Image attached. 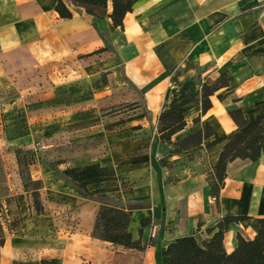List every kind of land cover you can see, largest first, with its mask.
<instances>
[{"label": "crops", "instance_id": "0c3cea01", "mask_svg": "<svg viewBox=\"0 0 264 264\" xmlns=\"http://www.w3.org/2000/svg\"><path fill=\"white\" fill-rule=\"evenodd\" d=\"M57 1L0 0V110L16 106L34 111L40 102L55 99L53 87L59 82L67 85L91 77L98 81L103 73L105 83L90 97L81 95L64 107L87 126L89 111L98 114L109 106L131 104L125 112L89 124L99 127L109 121L119 132L114 142L120 146L108 150L107 156H102L103 149L82 150L78 159L89 161L68 167L99 163L114 168L118 180L121 176L128 184L125 190L116 181L115 200L125 207L137 204L128 231L140 241V248L93 237L99 202L49 169L44 174L39 171L37 178L44 180L40 197L47 192L53 196L48 211L57 230L48 247L57 255L52 254L51 260L167 264L170 257L163 251L171 241L192 234L201 243L212 234L207 229L226 215L250 217L228 224L222 239L226 252L235 248L237 235L252 239L259 228L255 218H264V154L256 161H229L217 197L207 176L227 138L212 141L237 130L229 110L240 108L244 118L251 120L264 107V0H132L122 27L114 26L108 16L111 0L103 17L64 0L72 10L69 18L59 16ZM221 74L228 84L210 95L211 107L202 112L198 102L189 108L184 127L170 141H161L159 114L184 92L200 98L201 84ZM60 105L55 102L52 108ZM205 125L212 128V135L188 149L172 151L173 142ZM87 132L81 133L79 141L96 139ZM132 153H146L148 160L118 165ZM4 248L5 242L0 245V264H10L12 247L8 253Z\"/></svg>", "mask_w": 264, "mask_h": 264}, {"label": "trees", "instance_id": "16d2710c", "mask_svg": "<svg viewBox=\"0 0 264 264\" xmlns=\"http://www.w3.org/2000/svg\"><path fill=\"white\" fill-rule=\"evenodd\" d=\"M75 6H79L92 16L103 17L107 15L106 7L108 0H70ZM112 11L108 16L114 26L122 27L125 13L131 10L132 0H111ZM55 10L60 17L69 18L72 10L64 0H58ZM228 80L224 74L219 75L215 80H206L201 84L200 98L191 96L184 92L172 105L163 110L157 121V132L161 141H170L172 134L182 129L185 125L184 113L200 102L201 111L205 112L212 105L210 95L220 87L226 86ZM260 102H257L259 104ZM229 115L237 125V130L229 136L216 137L212 143L227 138V142L219 154L218 160L212 167L209 177V185L212 195H218L223 186L226 164L235 158H248L256 161L264 154V107H262L251 120L244 118L240 108L229 110ZM213 134L209 125L200 128L172 143L173 152L188 149L199 144L203 138ZM20 150L16 151L18 163ZM146 153L132 155L122 163L135 164L146 162ZM23 188L31 192V197L36 213H42V204L39 190L42 187L39 179H32L25 170L19 171ZM61 175L72 185L80 190L84 196L99 202L96 213L92 236L126 248H140V241L132 239L128 231V222L131 210L137 206L135 203L122 206L118 201L110 202L96 194L103 192L105 188L90 189L92 184H99L103 181L116 178L112 166H102L99 163H89L82 166L66 167L60 170ZM9 199H7L8 201ZM246 215H226L211 228L207 229L211 236L201 243L195 237L183 235L171 241L163 255L169 256L167 264H264V218H255L259 228L252 239H244L237 235V244L231 252H226L222 239L223 233L231 222L247 220ZM145 219L142 220V223ZM4 243V237L0 233V245ZM54 261V260H52Z\"/></svg>", "mask_w": 264, "mask_h": 264}, {"label": "rangeland", "instance_id": "374dc122", "mask_svg": "<svg viewBox=\"0 0 264 264\" xmlns=\"http://www.w3.org/2000/svg\"><path fill=\"white\" fill-rule=\"evenodd\" d=\"M82 79L79 78L76 82L74 80L67 85L64 82H59L56 87H53L55 88V99L40 102L34 111H30L28 109L30 107L16 106L8 109L4 107L0 110V233L4 237V251L8 253L12 247L13 258H11V263L60 264L59 258H55V261L51 260L50 256L54 250L48 247L49 238H54L55 230H57V226L52 222L48 211L52 207L49 203L53 196L47 192L43 199L40 197L42 213H36L31 192L25 191L23 188L20 169L29 173L32 179H40L37 178L39 171L44 174L49 169L59 176L63 167L89 161L78 159L82 150L87 152L88 148L89 151L98 152L103 149L102 156H107L108 150L112 152L120 146L118 142H114V137L119 132L113 131L114 127L109 124V121L99 125V127L89 124L93 120H98L99 117L112 118L125 112L131 107V104L109 106L98 114L89 111L87 126L81 125L75 112H73L74 114L68 113L64 103L82 96L90 97L91 92L100 88L106 81L103 73L100 74L98 81L92 77L88 78V81ZM55 102H61L62 105L54 109L52 107H54ZM84 132L89 133L87 136H93L98 141H95L96 139L91 142L79 141L82 138L81 133ZM17 150H20L21 161L19 163L16 155ZM139 154L142 153L128 155L119 161L118 165H127V163L122 162L132 155ZM72 155L77 159H73ZM209 177L207 176V178ZM119 178L118 180V176H116L115 179L89 186V188L91 190L105 188V191L97 193L96 196L115 203L117 202L115 200L116 194L119 190L116 181H120L121 187L128 190V184L123 181L121 176ZM40 181L41 185L44 186V180L41 179ZM45 181L49 182L52 179ZM7 199L9 200L7 201ZM65 229L63 232L67 234L68 230ZM19 242H23L20 248L18 247ZM38 244H43L42 248L35 247ZM55 254L57 255V253ZM77 261L79 264L83 263L78 259Z\"/></svg>", "mask_w": 264, "mask_h": 264}, {"label": "built area", "instance_id": "2783aa9c", "mask_svg": "<svg viewBox=\"0 0 264 264\" xmlns=\"http://www.w3.org/2000/svg\"><path fill=\"white\" fill-rule=\"evenodd\" d=\"M262 12H264V7H262ZM153 236V235H152Z\"/></svg>", "mask_w": 264, "mask_h": 264}]
</instances>
